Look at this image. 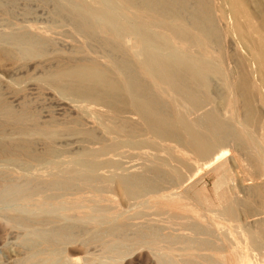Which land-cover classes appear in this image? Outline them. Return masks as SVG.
I'll list each match as a JSON object with an SVG mask.
<instances>
[{"label": "rangeland", "instance_id": "374dc122", "mask_svg": "<svg viewBox=\"0 0 264 264\" xmlns=\"http://www.w3.org/2000/svg\"><path fill=\"white\" fill-rule=\"evenodd\" d=\"M169 1L162 2L167 8L161 13L164 22H177L208 43L204 48L193 43L188 50H203L215 68L203 78L206 87L197 86L210 98L208 102L197 108L181 102L176 110L192 122L213 112L226 119L232 131L249 134L252 140L244 147L231 136L221 147L223 157L214 162L211 155L200 157L177 142L147 135L135 137L136 142L147 140L140 150L122 145L109 153L85 156L86 150L96 151L119 139L105 131L107 108L55 88L50 79L60 67L85 62L110 70L108 60L127 62L129 56L106 44V34L81 31L69 0H0V101L12 113L24 115L17 124L4 123L0 116V141L31 144L28 157L16 152L0 155V264H160V259L175 264H237V257L240 261L244 254L250 263L264 264V0ZM169 3L173 8L166 6ZM150 29L178 42L165 29ZM20 38L32 45L16 43ZM138 46L132 48L134 56ZM6 50L23 53L9 58L3 56ZM163 97L168 101V95ZM136 118L121 115L129 124H135ZM203 127L202 123L199 129ZM38 128L51 129L52 137L38 133ZM81 158L95 163L89 177L81 174ZM126 176H146L150 185L131 196L118 181ZM10 190L16 192L6 198ZM229 203L235 208L233 219L223 212ZM225 237L232 238L234 246Z\"/></svg>", "mask_w": 264, "mask_h": 264}, {"label": "bare ground", "instance_id": "6f19581e", "mask_svg": "<svg viewBox=\"0 0 264 264\" xmlns=\"http://www.w3.org/2000/svg\"><path fill=\"white\" fill-rule=\"evenodd\" d=\"M69 1L71 2V8H72L71 12H72L73 16L77 18V23L79 24L78 26H79V29L81 31H84V32L89 31V33H91V34H94V33L97 34L98 32L106 34L108 37L107 39H105L106 44H113L114 45L113 50L115 52H119L122 55H128L130 58V61H127V62H125V61L117 62L114 60H108L110 62V70L108 69V67L104 68V67H101V66L93 64V63H85V62L84 63H82V62L76 63V64H73L70 66L60 67L58 70H56L54 72L53 78L50 79L51 85L54 86L55 88H58L63 92L71 91V92L75 93L81 100L88 101V102L93 103L95 105H102L105 108H107V115H105V116H107V120H109V123H107L108 125L105 123V131L108 134H112L116 137H119V139L123 136V138H121L120 140L118 139L116 142H112L109 145H104L99 150H96V151L93 150L92 152H90V151L88 152V150H86L87 152L86 151L84 152V153H86L85 156H87L89 153H109L111 151L116 150L117 148H119L122 145H128V146L135 145L138 149H139V146H142V148H143L144 146H146L147 140H142V141L138 140L139 142H136L135 137L137 138L138 135H145V137H146V135H147V136H149L148 138L153 137L151 139L157 138L160 140L177 142L182 147L191 150L192 152L199 155L200 157L202 156V157L207 158L209 155H211L210 159L214 162V161L223 157L225 150L221 149V147L226 145L227 139L229 141L231 136L235 137L234 140L237 139L236 141H239V143L242 144L244 147H246L247 144L252 140V138L249 134L242 135L241 133H236L237 131L236 132L232 131L229 128V123L227 124L228 121L225 123L224 120H226V119L222 120V119H219L220 117L217 118L218 115L215 114V116H214V114H212L213 112L205 113L202 116H200L197 119V121L192 122V121H188V119L186 118V116L183 113L176 110V106L181 102H186L189 104V106H192L194 108H197L200 105H202L203 103L208 102V100L210 98L208 96H206L204 91L199 89L200 86L199 87H197V86L201 85L202 87H206L207 84L205 85V83L203 82V80H204L203 78H205V76L207 74H209L211 72L212 73L215 72L214 71L215 68L212 64L213 62H211V59L209 61L205 57V55H203V53H202L203 50H202V52L197 51V53H192V51H189L190 49L188 50V45L191 46L193 43L196 45L198 43H200L203 46V47L200 46L202 48H204L205 46L208 47V43H206V44L202 43L201 41L198 40V37L194 38V36L192 34L190 35L189 32L181 29L180 24L177 22L176 23H169L168 22L169 24H166L164 22V21H166L165 20L166 16L161 14L162 12H165L164 10H167V8L165 9V7L162 4V2H164V0H118L117 4L115 2H113V0H92L90 3L80 2L79 0H69ZM171 1H169V2H171ZM187 3H189V1ZM203 3H205V2H203ZM166 6L171 7L172 5H171V3H169ZM177 6H179V5H177ZM171 8H173V7H171ZM179 8H182V6ZM175 9H177V8H175ZM176 12H174V13L176 14ZM163 14H165V13H163ZM180 15H181V13H180ZM176 19H178L177 16H176ZM182 20H184V19H182ZM187 20H186V22H187ZM178 21L181 22L179 19H178ZM235 22H237V21H235ZM151 26H156L157 28H160V30L165 29L166 31H168L169 34L173 35V37L175 39H177L178 42L173 41L172 40L173 38L169 39V38H166L165 36L160 35L157 32L152 31L150 29ZM198 26H200V25H198ZM234 26H236V25L234 24ZM235 29H236V27H235ZM236 30H238V29H236ZM251 31H253V30H251ZM238 33H239V31H238ZM256 34H258V33H256ZM101 36H102V34H101ZM259 39H257V40H259ZM20 41H23L27 44L30 43V45H32L31 40H29L27 38H20V40H16V43H19ZM212 41H213V39H212ZM257 43H259V41ZM261 43H263V42H261ZM136 46H138L140 48V50L137 49L138 52H137V50H135L136 51L135 56L142 54L144 57L142 56L143 59H141V60H135L134 58H132L135 56L133 55L134 53L131 54V51L133 50L132 48H134ZM32 51L36 52V49L33 48ZM260 52H262V50L259 51L258 53H260ZM2 53H3L4 57L11 58V57H15L17 55H21L23 52L22 51H13V50L8 51V50H6ZM209 53H210V51H209ZM211 57H212V55H211ZM262 57H264V56H262ZM217 58H218V56H217ZM261 59H263V58H261ZM212 60H214V59H212ZM223 60H226V59H223ZM216 65H217V63H216ZM218 65H217V67H218ZM223 65H224V62H223ZM225 73H226V71H225ZM45 80H46V78H45ZM205 81H207V80H205ZM228 87H230V86H228ZM149 91H154V92H153V94H151V93H149ZM164 94L169 96L168 101L164 100V97H163ZM163 104L168 106L164 110L162 107ZM251 106H252V104H251ZM185 107H187V106H185ZM125 113L137 115L138 119L137 118L136 119L138 121H135L136 122L135 124H129L125 119L124 120L121 119V115H124ZM0 116L3 117L4 120H2V122H4V123L7 121H11V123L16 122V124H17L23 119L24 115L18 114V113L17 114L12 113L6 107V105H4V103L2 101H0ZM2 117H1V119H2ZM99 119H100V117H99ZM221 120L224 122H221ZM233 121H234V119H233ZM133 123H134V121H133ZM200 123L205 124V127H203V129H199V127L201 125ZM223 123H225V125ZM1 125H0V127H1ZM20 125L23 126V123ZM140 126L142 128H139ZM27 129H29V128H27ZM4 130L5 129H3V131ZM23 130H25V129L23 128ZM36 130L40 134H42V133L49 134V135L52 134V130L49 128H43V129L38 128ZM3 131H2V133H3ZM28 134L30 135V133H28ZM90 136H91V134H90ZM256 136H258V135H256ZM5 140H6V138H5ZM3 141H4V138H3ZM25 141L28 142L29 140H27V138H26ZM155 141H157V140H155ZM23 142L18 141V143H14L12 140L11 144L9 143L10 145H4V143H2L0 141V155L1 156H2V154L5 155V153H8V152L9 153L10 152H16V155L20 153V154H23V156L25 155V157L26 156L28 157V155H30V153H31L30 152V145L31 144L29 145L28 143H25V142L23 143ZM142 142H144V143H142ZM162 143L163 142H161V144ZM163 144H165V146H166L167 143L165 142ZM216 148H220V149L217 150L215 153H211V151L213 149H216ZM158 149H159V147H158ZM260 149H261V147H260ZM122 150H120V151H122ZM162 151H163V149H162ZM122 152H124V150ZM5 156H7V155H5ZM118 160H119V158H118ZM80 162L84 166V169H83L84 172L81 174L85 177L91 176V174L95 168L94 161L91 160L90 158H87L85 160H82V158H81ZM59 168H60V166H59ZM150 172H152V171H150ZM155 173H157V171H155ZM155 173L154 174L152 173V174L156 175ZM40 177H42V176H40ZM174 178H175V176H174ZM149 179L146 178V176L145 177H143V176L127 177L126 176V177H120L118 179V181L123 185L122 187L126 189L127 193H129V195L131 194V196H132V195L138 193L139 190H141L144 186L148 187L150 185ZM172 181H174V180H172ZM49 185H51V184H49ZM151 188H152V186H151ZM153 189H154V187H153ZM14 190H16V189H14ZM14 190L8 191L5 194V197L7 198L8 196L13 195L14 192H16ZM228 190H229V188H228ZM157 192H158V190H157ZM168 192H170V191L168 190ZM225 193H227V190ZM225 195H227V194H225ZM161 196H163V195H161ZM165 196H167V195H165ZM170 197H171V195H170ZM157 200H159V199H157ZM174 201H175V199H174ZM181 201H183V199ZM235 202L238 203L237 201H235ZM163 203H164V201H163ZM156 204H157V202H156ZM158 204H160V202ZM173 204H174V202H173ZM219 204H221V203H219ZM160 205H162V204H160ZM93 206H94V204H93ZM176 206H177V204H176ZM183 206H185V205H183ZM166 208H167V206H166ZM176 208L178 209V206ZM179 208H182V207L180 206ZM182 209H179V210L181 211ZM234 209L235 208L232 206V204L229 203V204L225 205V207L223 208V212L225 213V215H227V216L231 217V219H233ZM166 211H168V210H166ZM207 213H208V211H207ZM212 213H213V211H212ZM213 214H214V216H216L215 215L216 212H214ZM213 214H212V217H213ZM220 215H222V214H220ZM211 219H213V218H211ZM232 222L234 223L235 221L233 220ZM192 226H194V225H192ZM232 228H234V226ZM229 230H227V231H229ZM233 230H236V228ZM262 231H264V230L262 229ZM196 234H197V232H196ZM216 234H219V233H216ZM229 234L230 233H228V235ZM188 236H190V235H188ZM226 236H227V234H226ZM263 237H264V235H263ZM188 238H190V237H188ZM221 238H222L221 239L222 241L223 240L225 241V239H223L224 237H221ZM225 238H229V237H225ZM259 239H261V238H259ZM206 240H208V239H206ZM229 240H230V238H229ZM262 240H264V238ZM225 242H226V244L229 243V241H225ZM230 242L232 243V238H231ZM187 243H188L187 247L189 246L188 248L190 249L191 244H189L190 242H187ZM203 244L205 245V243H203ZM210 244H211V242H210ZM213 244H215V243H213ZM143 245H144V243H143ZM208 246H210V245L209 244L206 245V247H208ZM232 246H234V244ZM224 247H225V245H224ZM202 248H204V246ZM209 249H211V248H209ZM225 249H227V248H225ZM216 250H217V248H216ZM168 251L170 252L169 249L166 250V252H168ZM207 251H208V249H207ZM232 251H235V250H231V252ZM209 257H211V256H209ZM230 257H232V256H230ZM238 257H237V261L235 260L236 262H239L237 264H254L255 263V262L250 263L246 254H244L243 259H241L240 261L238 260ZM160 258L161 257H159V259ZM232 258H234V257H232ZM190 259H191V257H190ZM230 260H232V259H230ZM190 262H192V261L190 260ZM217 262L218 261H216V264H217ZM231 262H233V261H231ZM176 263H179V262L176 261ZM160 264H175V263L171 262L169 259H165V260L160 259ZM187 264H189V263L187 262ZM255 264H257V263H255Z\"/></svg>", "mask_w": 264, "mask_h": 264}]
</instances>
